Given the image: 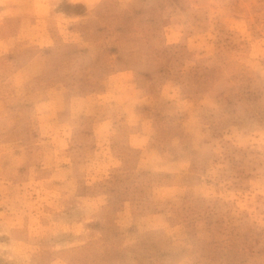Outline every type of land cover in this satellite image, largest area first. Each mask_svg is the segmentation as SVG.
Instances as JSON below:
<instances>
[{
  "label": "rangeland",
  "instance_id": "obj_1",
  "mask_svg": "<svg viewBox=\"0 0 264 264\" xmlns=\"http://www.w3.org/2000/svg\"><path fill=\"white\" fill-rule=\"evenodd\" d=\"M0 264H264V0H0Z\"/></svg>",
  "mask_w": 264,
  "mask_h": 264
},
{
  "label": "trees",
  "instance_id": "obj_2",
  "mask_svg": "<svg viewBox=\"0 0 264 264\" xmlns=\"http://www.w3.org/2000/svg\"><path fill=\"white\" fill-rule=\"evenodd\" d=\"M75 8L81 9V8H83V6L82 5H75Z\"/></svg>",
  "mask_w": 264,
  "mask_h": 264
}]
</instances>
